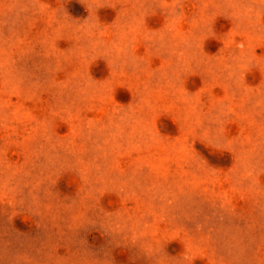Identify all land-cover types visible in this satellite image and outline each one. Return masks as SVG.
Returning <instances> with one entry per match:
<instances>
[{
  "label": "rangeland",
  "instance_id": "1",
  "mask_svg": "<svg viewBox=\"0 0 264 264\" xmlns=\"http://www.w3.org/2000/svg\"><path fill=\"white\" fill-rule=\"evenodd\" d=\"M0 264H264V0H0Z\"/></svg>",
  "mask_w": 264,
  "mask_h": 264
}]
</instances>
